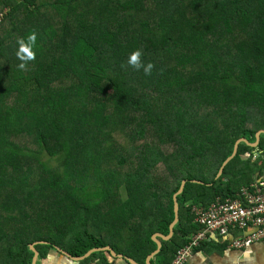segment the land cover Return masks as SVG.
<instances>
[{"label": "trees", "instance_id": "1", "mask_svg": "<svg viewBox=\"0 0 264 264\" xmlns=\"http://www.w3.org/2000/svg\"><path fill=\"white\" fill-rule=\"evenodd\" d=\"M260 130L264 0H0V264H32L33 244L39 261L110 246L144 264L187 181L157 255L171 264L202 230L194 206L262 182L264 134L217 177Z\"/></svg>", "mask_w": 264, "mask_h": 264}, {"label": "built area", "instance_id": "2", "mask_svg": "<svg viewBox=\"0 0 264 264\" xmlns=\"http://www.w3.org/2000/svg\"><path fill=\"white\" fill-rule=\"evenodd\" d=\"M192 211L202 230L177 250L172 264H186L208 236L226 238L236 231L240 236L233 239L231 248L246 251L264 239V181L243 187L236 198H218L209 207L194 206Z\"/></svg>", "mask_w": 264, "mask_h": 264}, {"label": "crops", "instance_id": "3", "mask_svg": "<svg viewBox=\"0 0 264 264\" xmlns=\"http://www.w3.org/2000/svg\"><path fill=\"white\" fill-rule=\"evenodd\" d=\"M258 156H259V153L257 152V149H255L254 158L252 159L251 162L254 163L256 159L258 158ZM244 159H247V158H244ZM260 163L262 164V162ZM261 179L262 181H264V169H263V175L261 176ZM156 234H161V233H156ZM156 234H154L153 237ZM239 236H240V233L237 231L233 232L232 236H229L226 238L211 236L212 242H209V241H208L209 243L204 242L206 244L203 243L204 244V245L202 244L203 246L201 245L199 248H196L194 252L192 253V255L188 258V261L186 262V264H264V239L261 240L260 242H256L250 249L246 251H239L234 248H231V243L233 239H236ZM158 241H160L161 247L158 246V244L155 242L157 245V249L154 252L156 253L153 255V258L151 260H150V255H152L154 252L150 254L145 259L144 264H160L159 261L157 260V255L161 252L164 242L169 241V240L158 238ZM36 244L38 243H35V245ZM60 250L64 251L60 247H53L48 252V255L46 258L40 261L38 258L37 264H126V262L123 261V259L125 258L124 255H123V258H119V257L115 258L108 251H101V252H104L102 256H99L98 258H95L93 260L86 261V259H88L89 257L84 260H73L67 257L66 255H64ZM245 253H247V255H245ZM125 259L128 261V259H132V258H125ZM137 263L142 264L139 262Z\"/></svg>", "mask_w": 264, "mask_h": 264}, {"label": "water", "instance_id": "4", "mask_svg": "<svg viewBox=\"0 0 264 264\" xmlns=\"http://www.w3.org/2000/svg\"><path fill=\"white\" fill-rule=\"evenodd\" d=\"M264 134V130H260L259 132H257L256 134V142L255 143H249V141L245 138H242V139H239L235 146H234V151L232 153V155L224 162L221 170L219 171V174L217 177H220L223 172H224V169L225 167L227 166V164L237 155L238 153V149H239V145L241 143H245L253 148L255 147H258L259 143H260V140H261V135ZM187 184V181H183L182 184H181V187H180V190L174 195V213H175V220L174 222L170 225V233L168 236H164V235H161V234H156L153 238V240L158 244V246L161 247V243L160 241H158V238H161V239H164V240H170L173 235H174V228L175 226L178 224L179 222V212H180V207H179V203H178V196L181 195L183 192H184V189H185V186ZM40 243H45V242H40ZM31 249L32 251L34 252V257H33V261H32V264H37L38 262V258H39V252L36 250L34 244L31 245ZM57 249V248H56ZM61 251V250H60ZM101 251H108L112 254L113 257L117 258H123V255L121 254H117L114 249L110 246H106L104 248H95V249H92L90 250L87 254H85L84 256H81V257H73L71 254H69L68 252H64V251H61L64 255H66L67 257L73 259V260H84L88 257H90L93 253H97V252H101ZM156 252H154L152 255H150V260L153 258V255L155 254ZM128 261L131 263V264H138L136 261H134L133 259H128Z\"/></svg>", "mask_w": 264, "mask_h": 264}, {"label": "clouds", "instance_id": "5", "mask_svg": "<svg viewBox=\"0 0 264 264\" xmlns=\"http://www.w3.org/2000/svg\"><path fill=\"white\" fill-rule=\"evenodd\" d=\"M36 39V33L32 32L27 36L26 39L22 38L17 41L19 47L16 52V56L21 61V63L18 65L21 70H24L27 63L35 60L36 58V53L33 50L36 44ZM141 56L142 53L140 50L132 52L128 57L127 65L137 71L143 69L145 75H150L154 66L152 63H148L147 65H145L141 60ZM245 255H247V253H245Z\"/></svg>", "mask_w": 264, "mask_h": 264}, {"label": "rangeland", "instance_id": "6", "mask_svg": "<svg viewBox=\"0 0 264 264\" xmlns=\"http://www.w3.org/2000/svg\"><path fill=\"white\" fill-rule=\"evenodd\" d=\"M255 149H257V147H255ZM244 158H246V157H244Z\"/></svg>", "mask_w": 264, "mask_h": 264}]
</instances>
